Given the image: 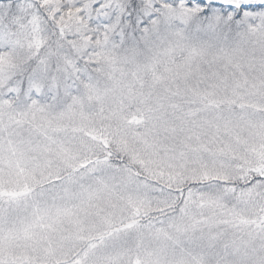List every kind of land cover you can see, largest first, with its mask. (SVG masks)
I'll return each instance as SVG.
<instances>
[{"label": "snow or ice", "instance_id": "1", "mask_svg": "<svg viewBox=\"0 0 264 264\" xmlns=\"http://www.w3.org/2000/svg\"><path fill=\"white\" fill-rule=\"evenodd\" d=\"M0 264H264V0H0Z\"/></svg>", "mask_w": 264, "mask_h": 264}]
</instances>
